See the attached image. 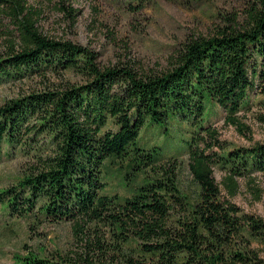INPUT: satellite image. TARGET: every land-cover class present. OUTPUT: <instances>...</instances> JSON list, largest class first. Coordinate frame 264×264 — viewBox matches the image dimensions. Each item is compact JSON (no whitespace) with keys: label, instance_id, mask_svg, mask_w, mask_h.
<instances>
[{"label":"trees","instance_id":"1","mask_svg":"<svg viewBox=\"0 0 264 264\" xmlns=\"http://www.w3.org/2000/svg\"><path fill=\"white\" fill-rule=\"evenodd\" d=\"M41 15L26 0H0V23L11 29L4 26L0 87L60 71L82 82L0 104V160L18 150L28 163L0 189V206L10 218L27 220L31 230L70 223L84 251H28L17 264H95L107 254L105 235L114 242L109 251L124 264H264L251 247L264 242V221L224 200L213 178L216 168L229 198L244 180L259 200L264 144L208 152L198 148L203 139L196 136L202 131L217 141L203 126L207 97L227 123L238 125L237 114L250 107L252 94L264 95V0H250L242 22L188 41L166 69L142 74L122 66L100 69L86 48L43 35ZM171 116L198 124L181 155L192 174L185 191L177 180L178 157L135 143L147 120L164 124ZM106 165L127 169L134 191L104 193Z\"/></svg>","mask_w":264,"mask_h":264},{"label":"rangeland","instance_id":"2","mask_svg":"<svg viewBox=\"0 0 264 264\" xmlns=\"http://www.w3.org/2000/svg\"><path fill=\"white\" fill-rule=\"evenodd\" d=\"M30 6L42 12L37 24L43 35L59 41H70L86 48L95 56L100 69L115 66L133 68L137 73L162 71L170 58L184 44L197 37H211L219 28L234 25L243 20L250 0H26ZM64 8V10L62 9ZM72 10L67 14L65 10ZM0 55L7 45L4 35L5 21L0 23ZM0 26V27H1ZM5 26V27H4ZM8 28V27H7ZM8 30H11L10 27ZM11 39V37H10ZM80 76L72 72L48 73L44 77L33 76L11 80L0 87V104L30 92L61 89L65 85L79 84ZM250 107L237 114L238 125L225 119L222 109L214 106L210 98L205 100L203 126L214 131L216 143L198 131L203 141L198 148L217 152L220 147H252L264 144V95L252 94ZM261 100V101H260ZM260 101V103H258ZM198 124L179 117H170L164 124L147 120L136 139V146L144 150L159 148L166 158L178 157L181 165L177 180L182 190H189L192 174L187 157L188 142ZM42 142V139L41 141ZM218 143V144H217ZM214 144V145H213ZM0 160V189L13 183L26 170L27 160L18 150ZM181 156V157H179ZM127 169L105 166L102 170L104 193L127 196L134 191V183L125 179ZM213 178L220 186L221 196L229 200L245 214L264 221V184L259 178L262 195L256 200L244 180H238V193L229 198L221 185V173L214 168ZM127 185V186H126ZM126 186V187H125ZM192 187V186H191ZM105 244H114L105 235ZM96 257L95 264H124L121 257L109 251ZM112 246V245H111ZM252 248L264 259V242L254 241ZM45 249V256L55 250L63 254L83 252L79 240L72 235L70 223L42 225L31 230L29 222L10 218L0 206V264H17L16 257L28 251ZM112 249V247H111ZM124 254V253H123ZM126 254L132 257L130 253Z\"/></svg>","mask_w":264,"mask_h":264}]
</instances>
